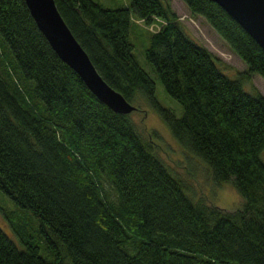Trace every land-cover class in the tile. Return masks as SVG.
I'll use <instances>...</instances> for the list:
<instances>
[{"label": "trees", "instance_id": "trees-1", "mask_svg": "<svg viewBox=\"0 0 264 264\" xmlns=\"http://www.w3.org/2000/svg\"><path fill=\"white\" fill-rule=\"evenodd\" d=\"M53 1L101 78L129 102L147 98L243 203L224 210L190 200L129 114L110 110L56 56L23 0H0V190L30 213L42 243L4 213L24 247L0 229V264H264V96L224 75L161 0ZM181 1L264 79V51L222 8ZM131 17L161 22L144 57L178 116L157 103L134 57Z\"/></svg>", "mask_w": 264, "mask_h": 264}, {"label": "rangeland", "instance_id": "rangeland-1", "mask_svg": "<svg viewBox=\"0 0 264 264\" xmlns=\"http://www.w3.org/2000/svg\"><path fill=\"white\" fill-rule=\"evenodd\" d=\"M95 1L104 7L115 8L128 7L130 0ZM161 1L176 14L177 20L183 26L186 34L211 52L216 66L224 75L230 79H237L239 76L242 79L241 86L245 92H259L264 96V79L257 73L247 72L246 65L230 50L225 41L202 16L191 15L181 0ZM131 18L128 38L132 44L134 57L153 80V95L157 103L178 116L181 111L180 105L164 92L152 65L144 57L148 32L157 30L161 22L154 19L149 24H144L141 20ZM130 103L136 107L135 110L128 113L136 131L144 141L150 144L151 151L162 162L168 173L181 182L183 193L190 200L215 205L224 210H233L242 205L243 197L234 188L232 180H215L210 167L173 137L165 120L147 98L138 94ZM259 157L264 162V148L260 151ZM4 213L10 219L15 218L19 223L24 222L26 232L30 235V237H26L28 242L37 245L41 243L38 231L33 232L34 223L31 221L33 217L30 213L16 206L0 190V229L19 249H22L24 246L18 241V237L4 217Z\"/></svg>", "mask_w": 264, "mask_h": 264}, {"label": "water", "instance_id": "water-1", "mask_svg": "<svg viewBox=\"0 0 264 264\" xmlns=\"http://www.w3.org/2000/svg\"><path fill=\"white\" fill-rule=\"evenodd\" d=\"M222 8L264 51V0H211ZM35 26L56 56L86 88L113 112L128 114L136 107L98 74L84 49L59 14L53 0H23Z\"/></svg>", "mask_w": 264, "mask_h": 264}]
</instances>
